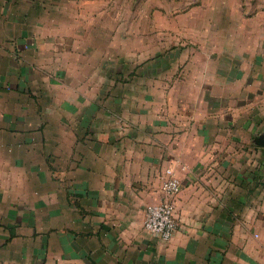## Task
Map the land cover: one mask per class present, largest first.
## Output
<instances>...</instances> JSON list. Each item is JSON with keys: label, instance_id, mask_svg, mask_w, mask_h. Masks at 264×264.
Listing matches in <instances>:
<instances>
[{"label": "crops", "instance_id": "obj_1", "mask_svg": "<svg viewBox=\"0 0 264 264\" xmlns=\"http://www.w3.org/2000/svg\"><path fill=\"white\" fill-rule=\"evenodd\" d=\"M77 5L0 0V264H264L253 84L216 60L154 61L98 101ZM167 200L162 243L143 220Z\"/></svg>", "mask_w": 264, "mask_h": 264}, {"label": "rangeland", "instance_id": "obj_2", "mask_svg": "<svg viewBox=\"0 0 264 264\" xmlns=\"http://www.w3.org/2000/svg\"><path fill=\"white\" fill-rule=\"evenodd\" d=\"M77 6L80 44L94 47L98 101L114 78L149 74L154 61L216 60L253 84V102L264 107V0H78Z\"/></svg>", "mask_w": 264, "mask_h": 264}, {"label": "built area", "instance_id": "obj_3", "mask_svg": "<svg viewBox=\"0 0 264 264\" xmlns=\"http://www.w3.org/2000/svg\"><path fill=\"white\" fill-rule=\"evenodd\" d=\"M161 190L170 198L176 197L181 191V183L171 169L164 171ZM173 203L162 201L147 205L144 212L143 229L162 243H167L177 228L173 214Z\"/></svg>", "mask_w": 264, "mask_h": 264}, {"label": "water", "instance_id": "obj_4", "mask_svg": "<svg viewBox=\"0 0 264 264\" xmlns=\"http://www.w3.org/2000/svg\"><path fill=\"white\" fill-rule=\"evenodd\" d=\"M254 144H255L256 146H259V147H264V134L258 136V137L255 139Z\"/></svg>", "mask_w": 264, "mask_h": 264}]
</instances>
